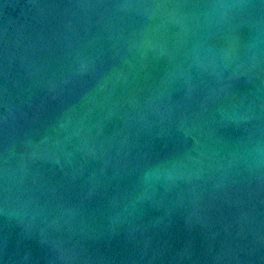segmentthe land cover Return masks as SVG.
Instances as JSON below:
<instances>
[{"label":"clouds","instance_id":"9594fccd","mask_svg":"<svg viewBox=\"0 0 264 264\" xmlns=\"http://www.w3.org/2000/svg\"><path fill=\"white\" fill-rule=\"evenodd\" d=\"M217 8L219 9H227L229 7H232L230 5H217L216 6ZM170 179L171 176L167 173L166 170L162 169V168H157L155 170H152V171H149L147 174H146V179Z\"/></svg>","mask_w":264,"mask_h":264}]
</instances>
